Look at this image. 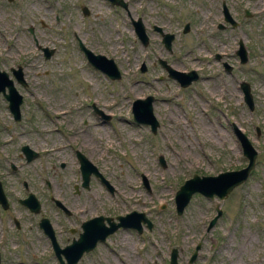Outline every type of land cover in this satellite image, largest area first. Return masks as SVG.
<instances>
[{
	"label": "rangeland",
	"instance_id": "rangeland-1",
	"mask_svg": "<svg viewBox=\"0 0 264 264\" xmlns=\"http://www.w3.org/2000/svg\"><path fill=\"white\" fill-rule=\"evenodd\" d=\"M120 1L125 8L109 0H0V70L22 96L20 119L13 122L0 94V180L8 201L7 209L0 207V264H60L36 227L41 215L56 222L62 246L81 232L82 220L101 215L117 222L115 216L131 210L142 213L149 228H117L74 264H168L172 248L177 264H264V0ZM221 4L236 27L223 21ZM137 18L145 46L130 24ZM154 25L172 36L169 50ZM238 40L247 52L244 64L234 54ZM78 42L112 59L119 79L86 63ZM39 47L53 52L44 59ZM159 60L198 77L180 87ZM16 66L24 86L9 72ZM242 81L252 109L243 101ZM146 95L153 97V133L131 118V102ZM232 125L256 153L247 179L223 199L194 193L177 214L173 198L184 180L246 165ZM50 139L57 153L23 162L21 145L48 151ZM74 148L110 188L92 175L88 188H80ZM10 162L18 167L14 175ZM37 173L47 176L70 216L54 209ZM21 179L39 200L37 214L18 203L25 194ZM215 208L220 216L207 230Z\"/></svg>",
	"mask_w": 264,
	"mask_h": 264
},
{
	"label": "water",
	"instance_id": "water-1",
	"mask_svg": "<svg viewBox=\"0 0 264 264\" xmlns=\"http://www.w3.org/2000/svg\"><path fill=\"white\" fill-rule=\"evenodd\" d=\"M110 2L125 7V3L121 1L110 0ZM222 9L223 20L229 22L231 24V27H235L237 23H235L231 19L224 7H222ZM82 13L86 14L85 7H82ZM245 15L248 16L247 11H245ZM130 24L132 26V30L135 36L137 37L141 45L145 46L147 44V36L145 34V30L140 18H137L135 20L130 19ZM154 30L158 31L159 33L161 32L160 28L155 26ZM183 30L187 31V24L184 25ZM171 39L172 36L170 34L162 35V42L166 49H169ZM79 47L82 50L85 58L92 65L93 68L102 72L110 80L119 79V71L116 68L112 59L107 58L101 54L92 53L83 45H81V43H79ZM39 49L41 50L44 59H47L53 52L52 49H47L45 47H39ZM234 54L238 57V62L240 64H244L247 61V52L241 40H238L237 49L234 51ZM160 64L167 72V76L175 79L181 87H186L191 83V81L197 79V74L194 70H189L188 72L177 71L165 65L163 61H160ZM223 67L226 70H229V67L225 63L223 64ZM143 69L144 68L142 65L140 70L143 71ZM9 71L18 83H20L21 85H25L22 79V70L20 66H16L15 68L11 67ZM239 88L242 92L243 101L249 109H252V102L248 91V84L242 81L239 83ZM0 93L7 101V108L10 114L12 115L13 120L18 121L20 118L19 105L22 102V97L14 88L13 81L11 78H9L8 73L3 70H0ZM152 100L153 98L151 95H147L142 99H134L131 104V116L132 120L135 123L149 125L150 131L153 133L157 126V121L155 120L151 112ZM102 117L109 118L108 115H102ZM232 130L239 142L242 155L247 159L246 165L237 170H225L218 172L215 175L198 176L196 174H193L190 178L184 180L174 194L173 201L175 205V212L177 214L181 213L182 209L187 204L192 194L198 193L207 198L216 196L218 199H223L229 192H231L233 188L240 185L247 179L250 170L254 165L256 153L255 150L251 147L245 135L241 133V131L236 126L232 125ZM22 150L26 155V160H30L35 156V153L31 149L29 150L27 146H22ZM78 159L79 171L81 176V186L86 188L90 174H93L95 176L100 175L97 172L96 168L82 155H78ZM160 162H162L161 159ZM105 184L109 187L106 182ZM20 203L23 206L27 207L29 211L33 214H37L39 211V204L33 198L32 195H29ZM56 203L61 205L58 201H56ZM0 206L2 209H6L7 207V201L3 194L1 184ZM162 206L163 205H161L160 207L162 208ZM219 216L220 210L218 208H215V215L209 220L206 227L207 230L213 226ZM103 219L106 220L108 226H104ZM116 219L117 222L115 223L111 222L110 218L108 217L97 216L87 221H84L82 223L81 233L79 234L78 239L73 240L62 250H55L57 259L61 262V264H63L59 257V254L61 253L64 256V259L67 264H74L83 251L91 250L97 242L103 241L107 235H109L119 227H131L134 228L137 232L141 231V222L146 223L147 227H149V222L145 219L143 214L135 211H132L124 216H117ZM39 226L43 229L45 234L51 237V239L53 238L51 228L45 219L40 220ZM197 250L198 246L196 245L192 254L189 257V263H191L195 258ZM176 255V250L172 248L169 254V264H177Z\"/></svg>",
	"mask_w": 264,
	"mask_h": 264
},
{
	"label": "flooded vegetation",
	"instance_id": "flooded-vegetation-1",
	"mask_svg": "<svg viewBox=\"0 0 264 264\" xmlns=\"http://www.w3.org/2000/svg\"><path fill=\"white\" fill-rule=\"evenodd\" d=\"M115 1H120V0H115ZM121 7V6H120ZM221 7H222V4H221ZM123 8V7H122ZM155 26V25H154ZM154 26L152 27L153 29H154ZM155 27H158V26H155ZM158 28H160V27H158ZM161 30V29H160ZM187 30H188V26H187ZM156 31V30H155ZM156 32H158V31H156ZM158 34L161 36V42H162V35L163 34H167V33H163V32H158ZM79 43V42H78ZM162 44H163V42H162ZM78 45V44H77ZM78 48H79V46H78ZM168 50V49H167ZM160 61H163V60H159L158 61V63L160 64ZM164 62V61H163ZM165 63V62H164ZM161 65V64H160ZM165 65H167L166 63H165ZM161 67H162V65H161ZM163 68V67H162ZM164 69V68H163ZM165 70V69H164ZM167 74V73H166ZM93 107V106H92ZM93 110H94V108H92ZM94 112L96 113V114H98V115H100V116H102L103 115V113H101L99 110H94ZM102 120H108L109 118H104V117H100ZM12 119V121L13 122H17V121H14L13 120V118H11ZM50 141H51V143H52V145H50L49 146V150L48 151H46V149H45V147L44 146H42V147H37V149H32V148H30V147H28L27 145H21L20 147H19V151H20V153H21V155H22V158H23V162L24 163H30L31 161H33V160H37V159H40V158H44V157H49V155L50 154H53V153H57V145H55V146H53L54 145V143H55V140H53V139H50ZM22 146H27L28 148H29V150L31 149L34 153H35V156L32 158V159H30V160H26V155L24 154V152H23V150H22ZM28 155V154H27ZM73 155H74V158H75V160H76V162H77V165H78V170H79V159H78V155H82L84 158H86L85 157V155L83 154V153H81V152H79L76 148H74L73 149ZM87 159V158H86ZM88 160V159H87ZM60 164V163H59ZM60 166H63V164H61ZM8 168H9V170H10V172L11 173H13V174H11V173H7V174H11V175H14L16 172H17V170H18V167L17 166H15L14 165V163L13 162H10V163H8ZM80 173V172H79ZM18 174V173H17ZM16 174V175H17ZM29 175V174H28ZM92 175V174H91ZM99 175L101 176V174L99 173ZM30 176V175H29ZM44 176V175H43ZM90 176V175H89ZM92 176H94V175H92ZM94 176V177H96L97 179H98V181L101 183V182H103L104 183V178L101 176ZM36 177H37V179L39 180V183H40V185H42V187L44 188V190L46 191V193H47V196H48V200L50 201V203L52 204V206L54 207V209L57 211V209L58 210H60L63 214H65L66 216H70V212L65 208V206L63 205V201L62 200H60V199H58L57 197H53V195H52V188H51V184L49 183V181H47V176L45 177H42V175L40 174V173H37V175H36ZM16 178H17V176H16ZM31 178H29L28 177V180H30ZM28 180H26L25 181V179H21L20 180V184L22 185V189H23V192H25V194H24V196L23 197H21L20 199H18V203H20L22 200H24V199H26L29 195H32L33 196V198L37 201V203L39 204V211H40V203H39V200L36 198V196H35V194L33 193V192H31V191H29L28 190V183H29V181ZM88 182H89V179H88ZM88 182H87V187L85 188V189H87L88 188ZM106 182V181H105ZM2 183V181L0 180V184ZM43 183V184H42ZM105 184V183H104ZM109 185V184H108ZM79 186H80V188H84V187H82L81 186V180H80V183H79ZM1 187H2V184H1ZM106 187V186H105ZM3 190V189H2ZM75 192H77V187L76 186H74V193ZM3 193H4V190H3ZM4 195H5V193H4ZM5 198H6V195H5ZM6 200H7V198H6ZM56 201H58L61 205H59L58 203H56ZM7 204H8V201H7ZM20 205H22L21 203H20ZM23 206V205H22ZM25 207V206H24ZM7 209V208H6ZM25 209H27L28 211H29V209L27 208V207H25ZM5 210V209H4ZM39 211H38V213H39ZM30 212V211H29ZM101 216V215H100ZM95 217V216H94ZM102 217H106V216H102ZM90 218H92V217H90ZM89 218V219H90ZM108 218H110V217H108ZM115 218V217H114ZM41 219H45L46 221H47V223H48V225L50 226V228H51V231H52V239H51V237H49L47 234H45L44 233V231H43V229L39 226V222H40V220ZM89 219H87V220H89ZM13 220V223L15 224V226H18V221H16L15 219H12ZM87 220H82L81 222H79L78 223V225H77V229H79L80 228V230H81V226H82V223L84 222V221H87ZM110 221L111 222H114V221H112L111 220V218H110ZM103 222H106V220H104L103 219ZM57 224H56V222H54L53 220H51V219H49L48 217H46V216H44V215H41L38 219H37V221H36V227L37 228H39L40 230H41V232H42V234L44 235V237H45V239H46V241H47V243H48V245H49V248H50V250H51V254H52V256L56 259V261L58 260L57 259V256H56V254H55V250L56 249H59V250H62V249H64L67 245H69L73 240H77L78 239V236H79V234L81 233H78V232H76V229L74 228V227H70V228H68V232L71 234V233H73V232H76V234H75V236L74 237H71L70 238V242H68V243H65L64 245H62V246H60V245H58V242H57V233L55 232V230H54V227L56 226ZM105 226H108V224H107V222H106V224H104ZM77 237V238H76ZM90 251V250H89ZM88 251H83L82 253H81V255H80V257L84 254V253H87ZM59 257H60V260L63 262V264H67L66 263V261H65V259H64V256L60 253L59 254ZM79 257V258H80ZM78 258V259H79ZM77 259V260H78ZM58 262L61 264V262L58 260ZM57 262V263H58Z\"/></svg>",
	"mask_w": 264,
	"mask_h": 264
},
{
	"label": "bare ground",
	"instance_id": "bare-ground-1",
	"mask_svg": "<svg viewBox=\"0 0 264 264\" xmlns=\"http://www.w3.org/2000/svg\"><path fill=\"white\" fill-rule=\"evenodd\" d=\"M205 133L206 134H208V136H210V137H212L211 135H212V133L210 132V131H208L207 129L205 130ZM184 136V135H183ZM216 138H219V137H216ZM185 145V144H184ZM186 147V146H185ZM184 147V148H185ZM186 149V148H185ZM185 149H184V151H185ZM134 247V246H133ZM130 262H131V260H129Z\"/></svg>",
	"mask_w": 264,
	"mask_h": 264
}]
</instances>
